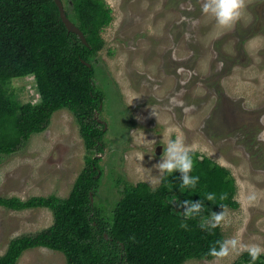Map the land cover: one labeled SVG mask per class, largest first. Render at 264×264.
<instances>
[{
	"label": "rangeland",
	"instance_id": "rangeland-1",
	"mask_svg": "<svg viewBox=\"0 0 264 264\" xmlns=\"http://www.w3.org/2000/svg\"><path fill=\"white\" fill-rule=\"evenodd\" d=\"M62 1L72 11L70 0ZM104 1L112 19L91 62L104 96L96 117L105 126L92 202L109 216L120 180L156 188L166 166L196 152L234 177L239 206L201 220L220 226L218 254L182 264H230L246 250L264 256V0ZM7 90L19 104L39 101L30 75L12 79ZM85 163L74 114L56 110L45 129L0 154V195L66 197ZM52 222L45 207L0 206V254L12 238ZM17 264L67 263L61 251L37 246Z\"/></svg>",
	"mask_w": 264,
	"mask_h": 264
},
{
	"label": "trees",
	"instance_id": "trees-1",
	"mask_svg": "<svg viewBox=\"0 0 264 264\" xmlns=\"http://www.w3.org/2000/svg\"><path fill=\"white\" fill-rule=\"evenodd\" d=\"M70 2L72 11L64 6L65 12L87 44L67 31L54 0H0V154L14 152L62 108L74 114L86 151L85 166L66 197L0 195V206L45 207L53 214L52 224L35 235L12 238L0 264H17L25 250L37 246L61 251L67 264H182L215 257L224 236L218 224L206 228L201 220L239 202L234 177L208 156L183 153L164 168L156 188L118 180L121 196L109 216L92 202L102 176L105 126L96 117L104 96L91 62L104 43L100 30L112 16L104 0ZM28 75L39 101L19 104L7 89L12 79ZM230 264H264V256L246 250Z\"/></svg>",
	"mask_w": 264,
	"mask_h": 264
},
{
	"label": "water",
	"instance_id": "water-1",
	"mask_svg": "<svg viewBox=\"0 0 264 264\" xmlns=\"http://www.w3.org/2000/svg\"><path fill=\"white\" fill-rule=\"evenodd\" d=\"M54 2L58 7L59 16H60L62 22L64 23L67 31H70V32L77 34L78 37L80 38V40L84 44H87L86 38H85L82 30L72 20H70V18L67 16L62 0H54Z\"/></svg>",
	"mask_w": 264,
	"mask_h": 264
}]
</instances>
